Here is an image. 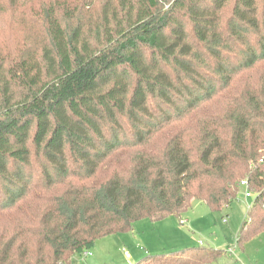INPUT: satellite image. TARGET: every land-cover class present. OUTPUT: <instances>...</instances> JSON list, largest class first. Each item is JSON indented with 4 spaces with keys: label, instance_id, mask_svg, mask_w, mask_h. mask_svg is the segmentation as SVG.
<instances>
[{
    "label": "trees",
    "instance_id": "1",
    "mask_svg": "<svg viewBox=\"0 0 264 264\" xmlns=\"http://www.w3.org/2000/svg\"><path fill=\"white\" fill-rule=\"evenodd\" d=\"M0 264H69L192 199L264 232V0H0ZM1 16V13H0ZM189 246L131 264H205Z\"/></svg>",
    "mask_w": 264,
    "mask_h": 264
},
{
    "label": "rangeland",
    "instance_id": "2",
    "mask_svg": "<svg viewBox=\"0 0 264 264\" xmlns=\"http://www.w3.org/2000/svg\"><path fill=\"white\" fill-rule=\"evenodd\" d=\"M0 13V24H7L10 18L4 10ZM20 28H15L14 34L7 30L0 32V43L6 40L12 49L15 43H31L24 40L28 31ZM245 192L241 187L238 197L221 210H212L203 200L192 199L181 217L169 216L159 221L141 219L128 232L100 238L90 251L92 256L74 254L69 264H131L148 253L167 254L194 245L226 250L223 258L205 264H264V232L242 245L237 242L255 198L246 197Z\"/></svg>",
    "mask_w": 264,
    "mask_h": 264
},
{
    "label": "built area",
    "instance_id": "3",
    "mask_svg": "<svg viewBox=\"0 0 264 264\" xmlns=\"http://www.w3.org/2000/svg\"><path fill=\"white\" fill-rule=\"evenodd\" d=\"M240 186L241 187H244L245 189H246V197H250V196H254V194H253V191L248 187V184H247V181L246 180H243V181H241V183H240ZM183 221V220H182ZM184 222V221H183ZM182 222V223H183ZM234 252V248H231L230 249V253H233ZM92 253L90 252V251H86V252H84V256L85 257H87V256H89V255H91Z\"/></svg>",
    "mask_w": 264,
    "mask_h": 264
},
{
    "label": "crops",
    "instance_id": "4",
    "mask_svg": "<svg viewBox=\"0 0 264 264\" xmlns=\"http://www.w3.org/2000/svg\"><path fill=\"white\" fill-rule=\"evenodd\" d=\"M181 220L185 221L184 219H181ZM90 256H92V254L89 255V256H87V257H85V258H88V257H90ZM130 257H131V255L129 256V258H130Z\"/></svg>",
    "mask_w": 264,
    "mask_h": 264
}]
</instances>
